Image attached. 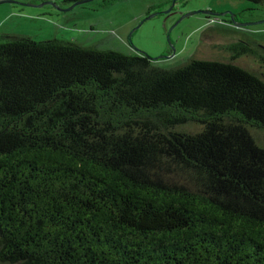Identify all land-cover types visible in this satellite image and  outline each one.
Here are the masks:
<instances>
[{"label":"trees","instance_id":"obj_1","mask_svg":"<svg viewBox=\"0 0 264 264\" xmlns=\"http://www.w3.org/2000/svg\"><path fill=\"white\" fill-rule=\"evenodd\" d=\"M216 49L0 34V264H264V47Z\"/></svg>","mask_w":264,"mask_h":264},{"label":"rangeland","instance_id":"obj_2","mask_svg":"<svg viewBox=\"0 0 264 264\" xmlns=\"http://www.w3.org/2000/svg\"><path fill=\"white\" fill-rule=\"evenodd\" d=\"M15 1L0 4V34L26 35L36 41L75 40L85 46L117 50L131 56L146 54L152 58L164 55L171 48L170 40L176 54L170 59L153 60L161 67H172L192 56L213 59L218 51L211 48V44L247 39L264 47V23L236 27L221 17L205 14L191 15L181 21L177 18L191 11L212 10L237 16L239 22H256L264 20L263 0H177V13L170 17L160 12L175 0H112L107 4L95 0L67 12L53 4L37 6L42 2ZM154 12L159 13L136 29L147 15ZM238 64L260 70L259 63L250 57Z\"/></svg>","mask_w":264,"mask_h":264},{"label":"water","instance_id":"obj_3","mask_svg":"<svg viewBox=\"0 0 264 264\" xmlns=\"http://www.w3.org/2000/svg\"><path fill=\"white\" fill-rule=\"evenodd\" d=\"M92 0H83V1H77V2H74L72 3L71 5L67 6V7H63L61 5H59L56 1L54 0H47V1H43L42 3L40 4H37V6H44L46 4H53V5H56L58 6L62 11H70V10H73L75 7L79 6V5H83V4H86V3H89L91 2ZM17 1L15 0H0V4H3V3H16ZM22 4H26V5H35V4H27V3H22ZM169 10L165 11V12H169ZM158 13H153L149 16H147L137 27L139 28L142 23L148 19H151L152 17H154L155 15H157ZM195 14H205L207 16H214V17H225L226 15H230V18L233 22V24L237 27H248V26H252L254 24H261V23H264V20H260V21H256V22H239V21H236V16L230 14V13H217V12H214L212 10H197V11H191V12H188L186 13L184 16H182L181 20L185 17H188V16H191V15H195ZM130 41L132 42V40L130 39ZM170 42V47H171V50H172V54L169 55V56H159V57H155V58H152L153 60H159V59H163V58H173L176 54V48L175 46L171 43V41L169 40ZM148 56V55H147ZM150 57V56H149Z\"/></svg>","mask_w":264,"mask_h":264},{"label":"flooded vegetation","instance_id":"obj_4","mask_svg":"<svg viewBox=\"0 0 264 264\" xmlns=\"http://www.w3.org/2000/svg\"><path fill=\"white\" fill-rule=\"evenodd\" d=\"M176 3H177V0L173 1V2L171 3V5H170L166 10L161 11L160 13L165 14V17H170V16L173 15L174 13H177V10H176V8H175ZM169 9H170L169 12H165V11H167V10H169ZM154 13H159V12H154ZM151 14H153V13H150L149 15H151ZM149 15H147V16H149ZM182 16H184V14H181V15H179V16L177 17L179 21H181ZM215 18H219V19L223 18V21H224V22H228V23H230V24H233V22H232V20H231V18H230L229 15H227V16H225V17H221V18H220V17H215ZM238 20H239L238 17H236V21H238ZM234 26H235V25H234ZM236 27H237V26H236ZM229 43H230V42H229ZM229 43H227V44H229ZM220 45H226V44H220ZM220 45L211 44V48L216 49V47H219ZM171 54H172V50H171V48H169V49L166 51V53L164 54V56H169V55H171ZM245 58H248V57H247V56H242V57H240V58L237 59V62H239L240 60L245 59ZM163 59H170V58H163Z\"/></svg>","mask_w":264,"mask_h":264}]
</instances>
